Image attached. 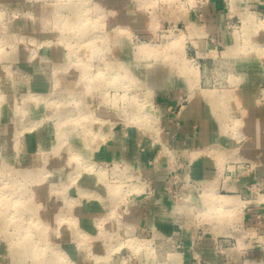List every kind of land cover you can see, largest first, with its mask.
<instances>
[{
  "label": "rangeland",
  "instance_id": "obj_1",
  "mask_svg": "<svg viewBox=\"0 0 264 264\" xmlns=\"http://www.w3.org/2000/svg\"><path fill=\"white\" fill-rule=\"evenodd\" d=\"M243 79L264 104V0H0V264H264ZM195 100L211 142L179 149ZM154 167L168 228L120 217Z\"/></svg>",
  "mask_w": 264,
  "mask_h": 264
},
{
  "label": "crops",
  "instance_id": "obj_2",
  "mask_svg": "<svg viewBox=\"0 0 264 264\" xmlns=\"http://www.w3.org/2000/svg\"><path fill=\"white\" fill-rule=\"evenodd\" d=\"M50 54L52 57L57 56L56 51H53ZM246 84L247 83H245V79H243L241 81L239 89L237 90V98L247 111V118L245 120V131L247 130L253 133V136L249 141L250 147L255 149H261V147H264V144L259 141V138L262 137V135L264 134V104L259 103L258 91L253 90L252 87H247ZM208 108L209 105H206L204 101L200 102L195 100L191 104H189L184 113L185 117H183V130H181L183 131V133H181V141H179V143L177 144V147H179V149L183 148L184 144H188V142L191 143L190 145L195 147L202 146L211 142L209 140L211 138V121L208 117ZM193 125H200L201 129L200 134L197 136V138L195 137L196 139H190L189 136L191 129H193L191 128V126L193 127ZM211 125L213 126L212 129L214 130L215 124L211 123ZM217 129L218 126L217 128L215 127V131H217ZM122 142L123 141L120 140L119 137V139L114 140L110 145L105 148V152L110 154L111 156L117 155L119 157L121 156L122 158L124 156V153L122 152ZM124 159L126 161L129 160L128 158H126V156ZM129 161L136 163V159H130ZM206 163L202 162L201 167H203L204 165L211 164L210 161H207ZM156 170L157 169L154 167L153 172H150V170L148 172V177L150 179H156V183L154 186V195L150 199L149 203H147V205L143 203L145 205L144 208H140L135 204H131L128 207L124 208L123 211H121L120 217H123L125 220L136 224L144 223V225H146L147 227H150L154 224L155 226H159L161 228H168L171 221L170 216H168L167 214L168 201L163 199L164 189L162 187L161 181L162 174L161 172L155 173ZM205 178L210 179L207 174H205ZM95 211L96 207L91 204H85L83 205V209L81 211H76L80 227H82L83 229L87 228V230L91 227L89 225V219L87 218V215L88 213ZM69 229L71 230L70 226Z\"/></svg>",
  "mask_w": 264,
  "mask_h": 264
},
{
  "label": "bare ground",
  "instance_id": "obj_3",
  "mask_svg": "<svg viewBox=\"0 0 264 264\" xmlns=\"http://www.w3.org/2000/svg\"><path fill=\"white\" fill-rule=\"evenodd\" d=\"M125 33V32H124ZM119 34V33H118ZM121 35V34H120ZM167 42V41H166ZM170 42V41H169ZM175 43H177V41L175 42ZM174 44V43H173ZM172 44V45H173ZM144 48H149L148 46H142V47H140V48H138V50H137V52H139V50L142 52V51H144ZM65 59V58H64ZM105 59V58H104ZM188 69H190L191 70V67H189ZM184 72H187V71H185L184 70ZM205 96V98H207V100H208V98L209 97H207L206 95H204ZM233 98V97H232ZM145 103V102H144ZM228 106H229V104H228ZM220 120V119H219ZM235 122V124L237 123V120H233V123ZM235 129H233V134L235 135V137H238V134L235 132ZM30 201H31V198H27L26 200H25V203H27L28 205L30 204ZM31 208H32V205L30 204L29 205ZM70 223H71V225H73L72 223V221H70ZM38 227V226H37ZM41 227V226H40ZM72 232L74 233V236L75 237H77V235H79V230L78 229H76L75 227H72Z\"/></svg>",
  "mask_w": 264,
  "mask_h": 264
}]
</instances>
